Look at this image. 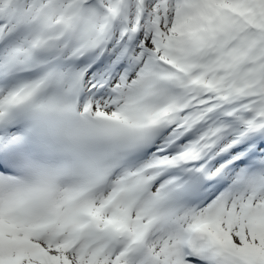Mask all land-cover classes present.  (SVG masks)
<instances>
[{"label":"snow or ice","instance_id":"snow-or-ice-1","mask_svg":"<svg viewBox=\"0 0 264 264\" xmlns=\"http://www.w3.org/2000/svg\"><path fill=\"white\" fill-rule=\"evenodd\" d=\"M0 264H264V0H0Z\"/></svg>","mask_w":264,"mask_h":264}]
</instances>
